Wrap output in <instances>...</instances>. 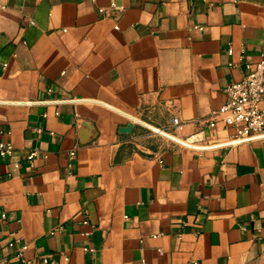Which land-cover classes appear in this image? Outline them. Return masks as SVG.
Returning <instances> with one entry per match:
<instances>
[{
    "label": "crops",
    "instance_id": "0c3cea01",
    "mask_svg": "<svg viewBox=\"0 0 264 264\" xmlns=\"http://www.w3.org/2000/svg\"><path fill=\"white\" fill-rule=\"evenodd\" d=\"M263 51L264 0H0V264H264V139L210 126Z\"/></svg>",
    "mask_w": 264,
    "mask_h": 264
},
{
    "label": "built area",
    "instance_id": "2783aa9c",
    "mask_svg": "<svg viewBox=\"0 0 264 264\" xmlns=\"http://www.w3.org/2000/svg\"><path fill=\"white\" fill-rule=\"evenodd\" d=\"M245 71L244 78L229 84L223 90L226 100L213 112L210 121L211 127H215L217 121L225 125L230 132L229 143L264 139V51L258 61L246 63ZM173 125L178 126L179 120L174 119ZM13 151L12 143L0 142V159L11 158ZM35 156L36 153L33 152L27 159L32 162ZM7 219L8 215L2 213L0 225L6 223ZM18 243L19 239L13 238L8 242V247L16 248ZM27 249V246H21L15 255L23 264L31 263L25 256ZM69 260V257H63L64 263H68ZM43 263L58 264L48 258H44Z\"/></svg>",
    "mask_w": 264,
    "mask_h": 264
}]
</instances>
